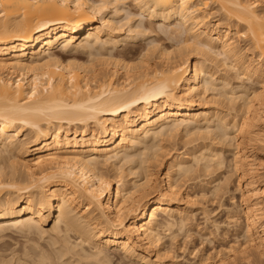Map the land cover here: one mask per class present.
Listing matches in <instances>:
<instances>
[{
	"label": "bare ground",
	"instance_id": "bare-ground-1",
	"mask_svg": "<svg viewBox=\"0 0 264 264\" xmlns=\"http://www.w3.org/2000/svg\"><path fill=\"white\" fill-rule=\"evenodd\" d=\"M213 9L220 21L210 23ZM154 29L173 49L149 44L136 62L112 51ZM69 49L86 51L87 62L61 60ZM216 64L256 87L231 83ZM221 103H234L240 121ZM178 135L202 141L158 171L162 141ZM263 141L264 0H0V233L23 238L0 246V264H125L110 250L174 264L160 232L181 230L197 203L175 176L223 166L225 147L244 196L240 252L264 253V213L249 201L264 194L255 154ZM223 250L215 264L225 263ZM208 255L193 264H211Z\"/></svg>",
	"mask_w": 264,
	"mask_h": 264
},
{
	"label": "rangeland",
	"instance_id": "rangeland-1",
	"mask_svg": "<svg viewBox=\"0 0 264 264\" xmlns=\"http://www.w3.org/2000/svg\"><path fill=\"white\" fill-rule=\"evenodd\" d=\"M128 3L126 5L127 9L129 8L128 11H131L132 14L133 12L134 14L137 13L138 12L137 7H135V5H133L132 2L130 4ZM214 10L215 9L210 10L213 13L211 14L210 23L217 22V20L220 21V19L218 18L219 17L218 14ZM212 15L214 16L212 17ZM135 17L137 18V16ZM147 21L148 20L142 19V24H145V26H147L148 25ZM154 24L156 25L154 26ZM154 24L152 27L154 28L157 27V23H154ZM155 29H158V28H155ZM155 29L153 30L152 33H148V34L143 33L144 35L143 36L141 35V37H139L140 36L139 35L138 37L135 36L134 39L132 38L130 40L128 39L127 41H124L123 42L125 43L124 45L123 44L121 45L119 43L115 49L113 48L112 51L118 52L122 50L123 53H125L126 55L123 57L122 56H116V57L121 58L123 60L128 59L130 60V62H134L135 60L136 62L137 55L140 54V51L142 53V51H145L146 48L147 49L151 48L152 43L164 46V48H167L168 50H170V48L173 49L174 45L173 46L171 45L174 43L171 40H169L166 36H164L162 32L160 33V31L155 30ZM165 37L167 39H165ZM237 41L239 42L238 44L241 46V48H243V52L245 53L244 54L245 58L248 60L254 59L253 58L254 56L252 57V53H250L251 49L249 48L247 41L241 38L237 39ZM63 53L64 54L61 60H64V61L67 59L68 60L70 59V61L72 60V61L84 63L85 61L87 62L89 58L88 53H86V51L84 50L81 51V49L79 50L69 49L67 51H64ZM156 53L157 51L155 50L153 54L155 55ZM216 59L218 58L216 57ZM215 61L213 63H215ZM215 66H217V64ZM221 68L222 66L219 65V67L217 66L215 69L221 70L220 73L226 72V74H229V76H227L226 74L225 75L227 76V78L229 77L228 80L231 81V83L233 84L242 83L241 85L245 86V88H248V89L250 87L252 88V86L256 87V84H254L253 81L248 79L246 76L241 77L242 79L240 78L236 80V78L230 76L231 72L229 73L228 71H226L227 69L224 72V69L223 68L221 69ZM232 78H234L235 80ZM211 98L210 99H211V104H212V102H215L212 100H215L216 97L215 98L211 97ZM216 103L218 102H215L213 104H216ZM236 104L237 102L235 103V106ZM220 105H221L220 109L222 108L221 110H223V112L226 111L225 113L228 112V114H235V115L237 114V116L235 117L236 120L238 118L241 119L242 115L241 113H239V108H236L238 107V105L236 107L234 106V103L233 104L232 103H229V104L221 103ZM229 106L232 108V109L230 108L231 110H229ZM233 110L235 111V113H233L234 112ZM240 119H238V121H240ZM180 137H181L180 135H178V138L177 136L173 137L174 138L173 143H170V141L168 140H167L168 142L166 140H164L165 142L162 141V145L163 146L165 145V146L163 147L164 149L162 148L163 150H161L162 152L160 151L159 153L160 155L158 156L159 158V161L157 162L159 163L157 164V166L159 165L158 166L159 170L157 169L158 171L161 172V170H163V167L167 159L169 158L170 154L174 152H182L183 149L184 150L186 148L190 149L189 147H191L192 149L194 147V146L192 147V145H197L198 142L202 141L201 139L197 141L195 140L193 142L192 140L191 141L189 140L190 144H188V142L186 143V140L188 138L185 139V137L182 136L183 141H185L186 143V145H184L183 141H181V139L179 140ZM190 138L191 137H189V139ZM204 141L206 143L209 142L208 139L207 140L205 139ZM177 149L179 150L177 151ZM255 149H256L255 150L256 158L259 163L257 166V173H258L259 179L264 180V141L255 144ZM229 151H230V147H227V148L225 147L223 149V154H224L223 156H224L225 162L223 163V166L219 168L214 167V166H211L208 169L198 168L199 171L198 169L194 171L195 170L194 169L191 173L186 174V176L185 174L182 177H180L181 175L180 176L178 175L179 177H177V175L175 176L176 184L178 183L177 185L181 188V190L183 192L185 191V193H188V196L190 195V197L193 198L195 203L196 202L197 203L191 209L186 210L187 213L189 214L188 215L189 218H187L188 219V221L186 222L187 225H185L181 230H178L179 228H176V226H173L171 227L170 230L165 229V230H162V232H160L162 238H160L161 240L159 239L158 241V244L160 245L159 247L163 251H165L166 249L168 250V251L166 250L165 252L167 253V256H169V254H170L169 257L173 256L171 258H173L172 260L174 261L173 262L174 264H193L194 262L199 260L198 257H201L205 254H209V255L211 254V258H210L211 260L209 259V261L215 264L214 262L215 261L214 256L216 255L215 251L221 250L222 252L223 249L226 252L225 253L223 250L224 253H222L224 256V262H225L224 264H264V253L263 252L261 253L256 249L254 250L252 249L251 250L252 252L250 253L249 256H246V254H244L243 252L242 253L240 252V249L243 247L242 244H244L243 242L244 237L242 236L243 233L241 232L242 223L244 222L243 221L244 217L241 213H239V211L243 210L244 208V205H243L244 202L242 201V198L244 196L241 195V191L239 187H237L236 178L233 177L234 174L232 173L231 175L232 177L230 176V171L231 172L233 171L230 170L231 165L229 166V163H231L229 161V159H231V154H230L231 151L230 152ZM228 175L230 176V182L228 183V186L223 187L224 186L223 185L222 186L223 189H220L221 191H217V193L213 191L212 189L214 185L217 183L221 184L223 178L225 176L227 177ZM220 188H221V185H220ZM210 189L212 190V192L209 191ZM260 198H251L249 201L257 202V203L260 202L257 204L258 205L257 207L259 208V212L264 213V194ZM236 213H239L237 215H239L240 217L237 223L235 221H232L233 215H236ZM158 218H160V216ZM43 225H44L45 230H50L49 228H51L52 221L50 219L45 220ZM11 229L8 228V230L5 229L1 231L0 235L2 236H0V246H3V245L7 246L9 244L12 247H17L18 244L17 246L16 245L14 246L15 240H17L18 242L23 241V238L22 237L20 238V235L13 232V229L12 230ZM35 238H38L37 240L39 243L49 247V245L46 244V239H43V238L40 239L37 236H35ZM71 240H74V238L72 237ZM230 247L231 248L233 247L232 248L233 251L231 250L229 251ZM147 250L149 252V250L151 249H147ZM109 252L110 254L112 253L111 255L116 256L117 254L118 257L123 259L122 262L125 264H139L137 260L124 256L118 250H110ZM218 252H219L218 254H220V251ZM150 253L149 254L152 257L151 259L155 260L153 252L150 251ZM165 255L166 254H164V256ZM166 257H164V259H166ZM212 257H213V260H212ZM160 261L156 259V264H160Z\"/></svg>",
	"mask_w": 264,
	"mask_h": 264
}]
</instances>
